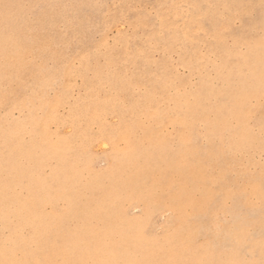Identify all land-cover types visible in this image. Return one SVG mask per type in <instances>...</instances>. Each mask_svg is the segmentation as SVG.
Masks as SVG:
<instances>
[{"label":"rangeland","instance_id":"rangeland-1","mask_svg":"<svg viewBox=\"0 0 264 264\" xmlns=\"http://www.w3.org/2000/svg\"><path fill=\"white\" fill-rule=\"evenodd\" d=\"M0 264H264V0H0Z\"/></svg>","mask_w":264,"mask_h":264}]
</instances>
